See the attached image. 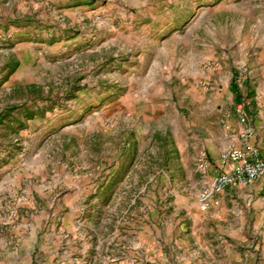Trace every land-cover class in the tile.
Listing matches in <instances>:
<instances>
[{
	"label": "rangeland",
	"instance_id": "1",
	"mask_svg": "<svg viewBox=\"0 0 264 264\" xmlns=\"http://www.w3.org/2000/svg\"><path fill=\"white\" fill-rule=\"evenodd\" d=\"M123 1L0 0V264H264V183L198 205L255 123L264 0H169L192 32L131 37Z\"/></svg>",
	"mask_w": 264,
	"mask_h": 264
},
{
	"label": "built area",
	"instance_id": "2",
	"mask_svg": "<svg viewBox=\"0 0 264 264\" xmlns=\"http://www.w3.org/2000/svg\"><path fill=\"white\" fill-rule=\"evenodd\" d=\"M236 113L241 123L249 121L242 104L237 105ZM257 137L255 131L244 129L237 140L220 152L214 165L204 164V170H211V176L199 197L200 211L208 213L219 206V197L227 191L249 187L264 179V147L257 145Z\"/></svg>",
	"mask_w": 264,
	"mask_h": 264
},
{
	"label": "crops",
	"instance_id": "3",
	"mask_svg": "<svg viewBox=\"0 0 264 264\" xmlns=\"http://www.w3.org/2000/svg\"><path fill=\"white\" fill-rule=\"evenodd\" d=\"M111 1L106 2L105 4L101 5L102 9L104 7H108V6H113L116 5L115 0H108ZM169 0H124L123 2H119L118 5H127L131 7V12L129 14H126L124 20L127 22H129V26H132V28H129V34L130 37L135 33V35H137L140 32V28L138 29L136 25H138L137 23H144V22H148V21H167V22H187L188 24L186 25V31L187 32H192V30L194 29L195 25H192L193 22L196 21V17L198 15L193 14V15H181V17H179L180 15H174L172 13H170L169 7L167 4ZM178 1V0H175ZM113 3V4H111ZM192 6H196L195 5V0L193 1V5ZM165 8V10L167 12L162 13V14H155L152 13V11H155L156 8ZM149 8V12L152 14H148L143 12L144 9ZM146 29H143L146 33H148L149 35L155 36L154 34H161L163 33L161 30L159 31L157 28H154V26H152L151 28L148 29V27H145ZM137 30V31H136ZM154 33V34H153ZM178 34V33H176ZM178 36V35H175ZM196 48L192 47L191 52L189 53V57L188 58H184L181 59V64H183V66L188 67L187 69H194L195 65L197 64V61L201 60V58L206 59L208 54H210L209 52L203 51L201 53L202 56L197 57L196 53H195ZM242 54H243V59L245 61L247 60H251V61H255L252 63L251 66H253V69H251L252 72L256 73L257 71L259 73H261V75L264 77V46L261 50H259V47H257L256 49H252L248 48L247 45L243 46L242 49ZM159 51L163 52V56L166 54L168 55V51L163 48L160 47ZM162 60L160 61L159 59L155 60L153 62L154 66L152 69H159L161 71H164L165 69H167V66L162 65ZM255 64L259 65L258 70L257 67L254 66ZM250 66V67H251ZM255 76V75H254ZM253 103L256 104L257 103V114L255 116V123L252 126L251 125V129L256 132V134L258 135L257 139H256V143L259 147H264V94L258 95L257 97L252 99ZM240 105V104H239ZM262 183H264V179L261 180ZM252 186V185H251Z\"/></svg>",
	"mask_w": 264,
	"mask_h": 264
}]
</instances>
